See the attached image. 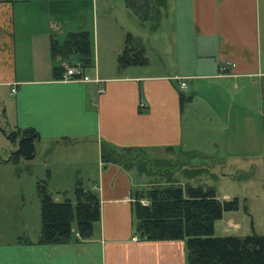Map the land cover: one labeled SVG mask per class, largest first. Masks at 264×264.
<instances>
[{
  "label": "crops",
  "instance_id": "obj_1",
  "mask_svg": "<svg viewBox=\"0 0 264 264\" xmlns=\"http://www.w3.org/2000/svg\"><path fill=\"white\" fill-rule=\"evenodd\" d=\"M68 1L0 0V94L11 98L9 106L0 100V115L13 128L35 127L37 143L96 144L97 161L92 168L90 160L84 163V174L92 179L87 187L99 195L101 218L92 238L40 243L27 205L19 195L9 200L5 194L0 264H187L185 239L141 236L134 205L141 190L179 184L171 168L154 166L170 161L156 156L157 150L183 156L180 169L195 165L192 156L264 155V0H92L95 69L85 73L99 81L57 76L55 66H65L67 59L56 63L52 41L57 38L49 15ZM148 6L157 9L159 18L174 19L180 11L187 20L183 50L169 54L173 66L151 40L155 23L140 10ZM175 21L182 25L179 18ZM102 25L117 36L109 39L114 45L107 43V62L99 53ZM128 34L146 43V53L148 48L157 53L162 69L150 67L148 54L146 64L119 68L118 54ZM22 54H28L31 73L21 71ZM182 77L185 88L180 87ZM99 87L105 92L98 93ZM104 142L120 152L132 151L135 158L143 153L145 169L135 158L130 163L103 160ZM13 150L0 153L1 163L14 162Z\"/></svg>",
  "mask_w": 264,
  "mask_h": 264
},
{
  "label": "rangeland",
  "instance_id": "obj_2",
  "mask_svg": "<svg viewBox=\"0 0 264 264\" xmlns=\"http://www.w3.org/2000/svg\"><path fill=\"white\" fill-rule=\"evenodd\" d=\"M92 0H83L76 2L73 0L65 4L63 10L50 11V18L52 19L53 27L52 32L60 43H63L70 30H88L92 34V42L95 46L96 41L93 35V20H92ZM175 18H163L158 16L156 24L153 27L157 30L151 40H156L163 48L161 52L166 55L167 62H171L169 54H175L183 50V35L186 34L183 30L187 20L180 11H175ZM179 18L180 26L176 25L175 19ZM152 21V20H150ZM153 22V21H152ZM175 25V26H173ZM59 27V28H58ZM144 31V26H139ZM180 30V40L177 37V31ZM120 31V29H119ZM117 36L113 32H108L107 27L100 26L99 35V53L102 59L105 58L106 62V46L107 43L114 45ZM147 54L150 57L152 69L159 67V56L154 50L148 48ZM56 63L58 64L64 58L67 59L66 63L71 64L77 61L80 57L77 53L65 54L58 52L55 54ZM168 56V57H167ZM26 57V58H24ZM28 54L21 55V71L32 72L27 64ZM104 66L106 64L104 63ZM95 66H89L86 70L93 73ZM157 69V68H156ZM11 98L7 95L0 94V100L5 102V105H10ZM1 102V101H0ZM2 106V103H0ZM0 123L8 130L16 128L11 127L7 122V118L0 115ZM86 144V145H85ZM18 142L13 141L7 134L0 128V153L8 155L10 150L18 148ZM85 146V147H84ZM37 153L32 159H21L19 161L1 163L0 161V207L6 203V195L8 199L14 197L15 200L20 196L21 203H25L28 209L27 212L31 217V223L37 224V234L41 229V200L38 194V181L48 179L52 175L49 190L54 196H59L62 199L72 197L75 200V186L78 181H81L86 187L92 182L91 177L88 178L84 174V168L88 170L87 163L89 160L90 168L93 167L97 161L96 157V144L88 141L70 142L68 140H61L58 142H42L36 143ZM82 151V154H76L77 151ZM156 156L170 159L168 163L159 164L155 161L154 166H164L173 171L172 177H177L178 183L183 186L193 185L202 186L205 189L211 188L216 191L217 195L221 198H227L226 194L230 197L239 198V207L233 210H226L223 216L215 221V235H238L245 236L248 234L264 235V155L257 157H250V155L234 157H208L200 159L201 156H192L194 166H180L179 162L184 158L178 155H173L165 150H157ZM218 157V158H217ZM187 158V157H186ZM187 160V159H185ZM205 161V162H203ZM210 165H209V164ZM201 164V165H197ZM83 168L82 170H80ZM156 169V168H155ZM91 173V171H90ZM57 189H66L57 191ZM65 191V192H64ZM10 200V199H9ZM5 207V206H4ZM1 210V209H0ZM33 235L35 233L33 232ZM32 236V235H31Z\"/></svg>",
  "mask_w": 264,
  "mask_h": 264
},
{
  "label": "trees",
  "instance_id": "obj_3",
  "mask_svg": "<svg viewBox=\"0 0 264 264\" xmlns=\"http://www.w3.org/2000/svg\"><path fill=\"white\" fill-rule=\"evenodd\" d=\"M140 10L143 16L150 14L156 24L159 16L157 9L148 6ZM146 48V43H136L133 35L128 34L125 46L118 54L119 68L148 63ZM52 50L54 54H79V60L75 63L84 69L94 64L88 30L70 31L63 43L53 39ZM55 69L58 71L57 76L61 77L66 68L59 64ZM185 100L186 97L181 93L182 104ZM0 128L13 141L18 142V148L11 153L12 160L32 159L36 156V143L40 139V132L35 127L8 130L0 123ZM101 155L103 160L126 163H130L136 156L129 150H115L105 142ZM134 160H137L141 170L145 169L143 153H139ZM37 187L41 200L42 222L38 242L65 243L94 236L95 224L101 218L100 198L94 189L78 181L74 189L75 200H57L48 188V179L39 180ZM138 194L134 211L141 236L148 239H185L187 264H264V235L214 234L215 221L221 218L226 210L239 207L238 197L220 198L211 188L181 184L156 185L141 190ZM144 198L148 201L143 202Z\"/></svg>",
  "mask_w": 264,
  "mask_h": 264
},
{
  "label": "built area",
  "instance_id": "obj_4",
  "mask_svg": "<svg viewBox=\"0 0 264 264\" xmlns=\"http://www.w3.org/2000/svg\"><path fill=\"white\" fill-rule=\"evenodd\" d=\"M229 63H225L223 65V68H226ZM65 72L62 76L63 79L66 80H82V81H90V80H97L99 81V78H92L90 77L87 73H85V69L78 63H72V64H67L65 65ZM186 78V77H185ZM180 79V87L185 88L187 86V81L186 79L179 78ZM15 90V88H13ZM105 92L104 87H99L98 88V93ZM136 238V236H134Z\"/></svg>",
  "mask_w": 264,
  "mask_h": 264
}]
</instances>
